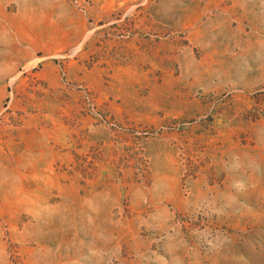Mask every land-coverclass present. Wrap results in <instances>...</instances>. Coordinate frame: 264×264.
I'll return each mask as SVG.
<instances>
[{
	"label": "rangeland",
	"instance_id": "rangeland-1",
	"mask_svg": "<svg viewBox=\"0 0 264 264\" xmlns=\"http://www.w3.org/2000/svg\"><path fill=\"white\" fill-rule=\"evenodd\" d=\"M0 264H264V0H0Z\"/></svg>",
	"mask_w": 264,
	"mask_h": 264
}]
</instances>
